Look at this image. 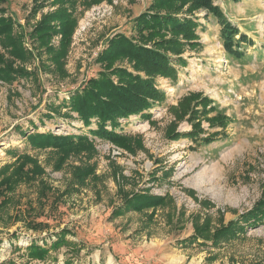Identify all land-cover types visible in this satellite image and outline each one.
Returning <instances> with one entry per match:
<instances>
[{
    "label": "rangeland",
    "instance_id": "rangeland-1",
    "mask_svg": "<svg viewBox=\"0 0 264 264\" xmlns=\"http://www.w3.org/2000/svg\"><path fill=\"white\" fill-rule=\"evenodd\" d=\"M39 1L7 0L3 6L24 25ZM151 1L111 0L85 9L73 34L64 78L39 70L29 79L0 81V166L15 160L13 151H27L51 187L41 198L35 180L11 194L7 211L0 214V264H264V223L218 247L179 242L193 233L194 222L207 220L217 227L250 209L264 193V0H213L250 39L240 42L238 55L224 48L217 18L205 10L195 14L200 46L184 50L186 66L178 67L176 80L157 77L165 100L148 109L149 117L119 120L117 130L139 137L143 149L131 154L95 139L96 152L72 154L56 168L55 150L32 149L25 139V133L32 132L89 135V129H95L94 122L84 126L75 112L63 116L67 108L59 114L49 108L58 107L97 75L95 58L106 39L115 33L133 36L131 20ZM50 9L45 6L29 23ZM190 93L210 99L207 110L212 111L206 116L200 111L198 119L174 120L170 107ZM214 115L228 118L226 125L211 124L206 117ZM197 121L202 131L195 138L166 135L170 125L185 133ZM84 164L94 167V176L83 185L73 184L74 167ZM136 191L168 194L172 202L114 214L123 195ZM19 210L48 228L33 231L22 221L13 224ZM63 228L69 231L65 242L51 247L55 237L48 234ZM32 240L48 247L44 259L28 257L26 247Z\"/></svg>",
    "mask_w": 264,
    "mask_h": 264
},
{
    "label": "trees",
    "instance_id": "trees-1",
    "mask_svg": "<svg viewBox=\"0 0 264 264\" xmlns=\"http://www.w3.org/2000/svg\"><path fill=\"white\" fill-rule=\"evenodd\" d=\"M6 1L0 0V81L12 83L18 79H29L39 70L59 78L67 76L66 57L80 16L85 9L111 0H40L33 6L24 25L8 14L7 8L3 6ZM48 5L51 9L42 13L34 24H30L29 19L34 18ZM201 10L218 19L224 48L232 55H238L240 42H249L250 39L226 18L213 0H152L143 12L131 20L135 31L133 36L115 33L106 39L104 47L95 58L100 65L97 75L82 82L67 100L62 99L58 107L49 108L50 112L58 114L61 108H67L63 116L70 117L69 113L75 112L84 126L90 127L94 122L95 129H89V135L56 134L50 131L25 133L29 146L32 149L55 150L58 154L56 168H60L72 154L96 152L95 139L107 141L131 154L143 149L139 137L117 130L119 120L127 119L130 115L149 117L148 109L154 103L165 100L166 93L158 87L157 77L176 80L178 67L186 66V59L182 55L184 50L200 46L196 32L200 23L195 14ZM236 35L239 38L234 42ZM54 38H57V42L53 41ZM210 102L201 93H190L170 109L176 121L198 119L200 111H204V116L212 111L207 110ZM206 118L211 124L219 126L226 125L228 121L222 115ZM201 131L200 122L197 121L185 133H177L175 126L170 125L166 135L170 139L184 135L195 138ZM204 139L209 138L206 136ZM13 153L15 160L0 166V214L7 211L5 208L11 202V194L20 184L39 180L41 198L51 189L40 178L44 169L36 159L27 151ZM93 176L92 165L75 166L70 182L83 185ZM171 200L168 194L136 191L123 195L121 203L114 207L113 213L117 215L129 210L155 208L165 205L166 202L171 203ZM21 212L19 210L13 214V224L22 221L33 231L48 228L47 224L31 220ZM262 223L264 193L250 209L217 227L212 228L207 220L194 222L193 233L179 242L197 243L209 248L218 247L244 232L246 228L257 227ZM67 234L69 231L65 228L48 234L55 237L50 246L57 248L65 242ZM15 236V233L10 234L12 238ZM26 251L30 258L44 259L48 247L45 243L40 245L32 240Z\"/></svg>",
    "mask_w": 264,
    "mask_h": 264
}]
</instances>
